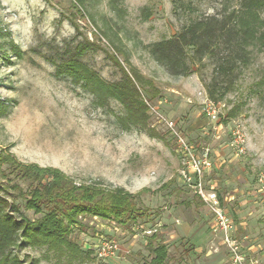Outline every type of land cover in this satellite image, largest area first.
Returning <instances> with one entry per match:
<instances>
[{"label": "rangeland", "instance_id": "obj_1", "mask_svg": "<svg viewBox=\"0 0 264 264\" xmlns=\"http://www.w3.org/2000/svg\"><path fill=\"white\" fill-rule=\"evenodd\" d=\"M72 2L0 0V154L57 168L77 184L140 193L149 210L131 231L115 221L84 219L72 238L91 256L72 264L149 262L153 255L143 229L155 226L154 244L168 246L164 264H232L221 235L212 231L209 206L199 204L198 178L177 134L198 160L210 163L202 168L203 192L223 197L245 255L264 264V48L253 49L250 65L218 103L206 90L216 59L206 57L190 76L174 77L149 53L150 46L193 21L237 9L239 0H84L78 8ZM114 44L158 91L147 103L145 127L125 128L119 102L101 100L91 86L58 72L71 59L107 83L119 82L123 73L111 55L128 72L129 67ZM208 106L215 107L216 117L209 116ZM235 107L238 116L225 121ZM2 183L8 184L0 177ZM10 185L1 196L27 218H41ZM100 238L119 243L114 259L103 261L91 250ZM17 253L22 264H70L45 249Z\"/></svg>", "mask_w": 264, "mask_h": 264}, {"label": "trees", "instance_id": "obj_2", "mask_svg": "<svg viewBox=\"0 0 264 264\" xmlns=\"http://www.w3.org/2000/svg\"><path fill=\"white\" fill-rule=\"evenodd\" d=\"M76 3L83 6L84 0H73V6L78 8ZM113 47L129 67L128 72L119 59L111 55L123 73L119 82L107 83L85 65L71 59L60 64L58 72L69 74L76 83L91 86L101 100L112 98L119 102L126 111V117L121 119L125 128L145 127L149 119L148 104L158 91L151 80L131 66L122 50L115 44ZM256 48H264V0H239L237 9L193 21L180 33L150 46L149 53L174 77L190 76L193 67L202 64L206 57L216 59L215 77L206 90L209 100L218 103L234 89L238 75L250 65L251 53ZM237 111L238 108H232L225 121L237 117ZM0 177L7 185L15 181L11 189L20 193L28 210L42 215L37 220L24 216L14 202L10 204L8 198L1 196V193L8 195V187L2 183L0 264H22L17 251L26 248L45 249L55 254L56 259H66L70 264L81 262L83 258L87 260L91 253L72 238L74 230L83 227L84 219L115 221L131 231V225L149 212L141 203L140 193L102 184H77L57 168L23 164L8 154H0ZM215 192L224 208L223 197ZM199 199V204H206L200 196ZM237 236L241 239L239 229ZM146 238L153 258L144 264H164L169 256L168 246L154 244L156 234ZM195 249L192 246L186 253Z\"/></svg>", "mask_w": 264, "mask_h": 264}, {"label": "built area", "instance_id": "obj_3", "mask_svg": "<svg viewBox=\"0 0 264 264\" xmlns=\"http://www.w3.org/2000/svg\"><path fill=\"white\" fill-rule=\"evenodd\" d=\"M209 116L216 117V109L214 106H208L207 110ZM176 140L180 145L183 154L190 158V164L194 168V173L198 178L196 189L200 197L204 200L206 205L209 206L212 215L214 216L212 231L221 235L222 246H224L230 255V262L232 264H260L254 258L248 259L245 255L243 240L239 239L237 236L238 227L235 220L228 214V212L220 205L219 198L216 192H203L201 174L204 167L210 166V163L205 160L201 162L193 154V149L190 148L188 142L184 138L177 134ZM241 138H235V143L239 144ZM201 180V181H200ZM156 226L150 229H143L144 236H152L156 233ZM91 250L94 252L98 259L103 261H108L114 259L117 253L121 251L119 243L116 240H109L106 238H100V242L97 245L92 246Z\"/></svg>", "mask_w": 264, "mask_h": 264}]
</instances>
